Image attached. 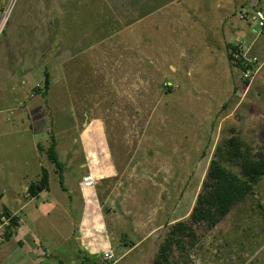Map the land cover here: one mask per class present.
Masks as SVG:
<instances>
[{
    "label": "rangeland",
    "instance_id": "obj_1",
    "mask_svg": "<svg viewBox=\"0 0 264 264\" xmlns=\"http://www.w3.org/2000/svg\"><path fill=\"white\" fill-rule=\"evenodd\" d=\"M256 6L264 12V0H0V119L23 139L0 169V214L23 183L11 170L21 144L29 182L45 169L56 197L53 210L46 195L13 206L18 230L0 221V264H82L73 236L83 228L108 236L114 258L99 264H161L211 162L243 177L229 142L264 158V29L247 21ZM231 44L258 59L252 83L229 61ZM53 140L67 191L48 159ZM197 230L165 264H264V175L215 228Z\"/></svg>",
    "mask_w": 264,
    "mask_h": 264
},
{
    "label": "trees",
    "instance_id": "obj_2",
    "mask_svg": "<svg viewBox=\"0 0 264 264\" xmlns=\"http://www.w3.org/2000/svg\"><path fill=\"white\" fill-rule=\"evenodd\" d=\"M249 18V15H247ZM249 24H254L252 20L248 19ZM230 54L229 61L243 71L246 69L243 60L235 58L234 54L241 52L237 45H229ZM51 87L50 74H45L44 81V95ZM40 91V88L36 89ZM233 139L229 142L230 149L227 152L231 157H236L243 169V177H239L234 171L225 166V164L215 159L211 162L207 177L203 183V188L197 197L196 204L192 210L189 220L186 222H177L171 226L165 243L160 248L159 263H169V257L174 247H186L187 243H194L197 240V228L202 230H212L215 228L231 210L239 204L246 196L252 192L255 184L264 175V158L256 159L245 155L238 149H231ZM57 142L53 140L49 150L48 159L54 165L56 174L58 175L59 183L63 191H67L65 186V163L60 159L59 153L56 149ZM40 148V147H39ZM41 149V148H40ZM42 150V149H41ZM50 177L48 172L44 169L41 174V179L29 184L28 191L31 198H37L40 193L49 190ZM5 216L12 228L18 230L19 218L10 210L5 208L0 214ZM11 231L8 237L13 236ZM82 264H99V258L84 254L82 257Z\"/></svg>",
    "mask_w": 264,
    "mask_h": 264
},
{
    "label": "crops",
    "instance_id": "obj_3",
    "mask_svg": "<svg viewBox=\"0 0 264 264\" xmlns=\"http://www.w3.org/2000/svg\"><path fill=\"white\" fill-rule=\"evenodd\" d=\"M251 15L252 14H250L249 16H251ZM251 31L255 35L260 34L259 31L255 27H253ZM4 117H5V115H4ZM11 125L12 124H11L10 119H7V118L0 119V161H1L0 169L1 170L6 169L7 165L9 164L8 155L10 153L7 154L6 151H11L13 153V151H14V149H13L14 143L13 142H17L16 144H20L23 142V139L18 140V141H13V135H11L12 133H11V131H9V127H11ZM25 147H26L25 145L21 144L19 146L20 155L18 156V160L17 161L12 160L14 163L12 164L11 170L18 171L19 175L21 176V180L23 183L21 185H19L16 189L12 190V192L10 191L11 193H9L10 196L8 198L9 199L8 206H10L11 208L10 207H9L10 209L8 207L7 208H8V210H10L13 213L16 212V210L12 209V207L13 206L15 207L16 204L22 205L21 210H23L26 207L29 208L30 207L29 205H32V203L34 201H38L42 195H46L45 196L46 197L45 202H47L46 208L47 209L51 208L53 210V207H55L53 200H55L56 197L54 198V196L53 197L49 196L50 190H51L50 184H49V190L43 191L42 193H40V195L37 198H31L30 200H26V202H21V201H24V198H23L22 194L20 195V192L22 189H26V188L28 189L29 184H30V182H29L30 169L34 168V165L31 164V162H30V160H31L30 157L28 156V154L26 152L24 153ZM2 182H3V179H2V177H0V183H2ZM82 190L84 192L86 191L85 188H83ZM6 191H7L6 189L1 188L0 189V196L3 195V197H4ZM68 205H67V207H68ZM35 208L38 209L37 206H35ZM46 208H44V212H45ZM51 209H50V211H51ZM17 211H19V210H17ZM14 214H17V213H14ZM84 221L85 220H83L82 222H84ZM83 225L88 226V220H86ZM22 232H23V229H22ZM18 233H19V231H18ZM18 233L14 234L13 238H18V236H19ZM51 235L52 234H49V237ZM57 237H60L58 233H57L56 238ZM73 237H74V240L77 242V244L78 245L80 244L79 247H81L83 249V250L82 249L79 250V253L81 256H83V253H84V254H89L91 256H95L97 258H101L102 255H104L105 253H107L110 250V244L108 242V236L107 235L96 234V233L90 231L89 229L85 230L83 228L81 230V232L77 233V235L74 233ZM56 238H55V240H56ZM50 239L53 240L52 237ZM60 239H61V237H60ZM18 243H20V241ZM80 264H81V262H80Z\"/></svg>",
    "mask_w": 264,
    "mask_h": 264
},
{
    "label": "built area",
    "instance_id": "obj_4",
    "mask_svg": "<svg viewBox=\"0 0 264 264\" xmlns=\"http://www.w3.org/2000/svg\"><path fill=\"white\" fill-rule=\"evenodd\" d=\"M241 19L244 20L245 19L244 16H241ZM248 19L252 20L254 24H257L258 27H260V29H264V12L260 9V7L256 6V9L252 13V15L249 16ZM234 56L238 60L244 61V65L246 66V69L243 72L244 77L249 83H252L253 80L255 79V76L258 74L260 70V68L257 66L258 59L257 58H254V59L247 58L246 54H243L240 51L235 53ZM95 181L96 180L93 175H88L84 177L83 179V186L91 187L95 184ZM1 220L4 222L8 221V219L4 215L1 217ZM105 258L106 260H112L114 258V255L111 250L105 253Z\"/></svg>",
    "mask_w": 264,
    "mask_h": 264
}]
</instances>
